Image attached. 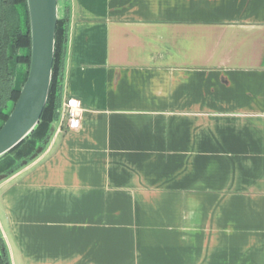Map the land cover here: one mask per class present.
I'll list each match as a JSON object with an SVG mask.
<instances>
[{
    "label": "crops",
    "instance_id": "obj_1",
    "mask_svg": "<svg viewBox=\"0 0 264 264\" xmlns=\"http://www.w3.org/2000/svg\"><path fill=\"white\" fill-rule=\"evenodd\" d=\"M68 5L81 126L0 180L11 264H264V0Z\"/></svg>",
    "mask_w": 264,
    "mask_h": 264
},
{
    "label": "trees",
    "instance_id": "obj_2",
    "mask_svg": "<svg viewBox=\"0 0 264 264\" xmlns=\"http://www.w3.org/2000/svg\"><path fill=\"white\" fill-rule=\"evenodd\" d=\"M60 1V0H59ZM65 14L59 17L52 83L47 105L34 132L12 151L0 158V175L10 177L30 163L39 149L46 150L52 124L59 119L64 101V76L67 52L69 0H61ZM25 26V29H24ZM31 61V35L27 0H0V119L6 122L8 104H15L27 80ZM19 65L25 72L18 76ZM0 264H11L0 232Z\"/></svg>",
    "mask_w": 264,
    "mask_h": 264
},
{
    "label": "water",
    "instance_id": "obj_3",
    "mask_svg": "<svg viewBox=\"0 0 264 264\" xmlns=\"http://www.w3.org/2000/svg\"><path fill=\"white\" fill-rule=\"evenodd\" d=\"M27 6L31 35L30 67L20 96L7 121L0 127V158L27 139L39 125L52 83L59 0H27ZM42 152L39 149L32 159Z\"/></svg>",
    "mask_w": 264,
    "mask_h": 264
},
{
    "label": "built area",
    "instance_id": "obj_4",
    "mask_svg": "<svg viewBox=\"0 0 264 264\" xmlns=\"http://www.w3.org/2000/svg\"><path fill=\"white\" fill-rule=\"evenodd\" d=\"M81 106L76 100H68L63 104L62 122L67 124L68 129L78 130L81 126Z\"/></svg>",
    "mask_w": 264,
    "mask_h": 264
},
{
    "label": "rangeland",
    "instance_id": "obj_5",
    "mask_svg": "<svg viewBox=\"0 0 264 264\" xmlns=\"http://www.w3.org/2000/svg\"><path fill=\"white\" fill-rule=\"evenodd\" d=\"M59 3H60V18H63L64 17V13H63V3H62V1L60 0L59 1ZM24 29H25V26H24ZM12 108H13V104H11V103H9L8 104V108L6 109V112L7 113H10L11 111H12ZM62 112H63V104H62V106H61V109H60V113H59V119L57 120V121H55L53 124H52V126H56L58 123H60L61 122V119H62ZM3 121L0 119V127L3 125ZM35 155V154H34ZM33 155V156H34ZM32 156V157H33ZM32 159V158H31ZM1 177H3V175H0V178Z\"/></svg>",
    "mask_w": 264,
    "mask_h": 264
}]
</instances>
